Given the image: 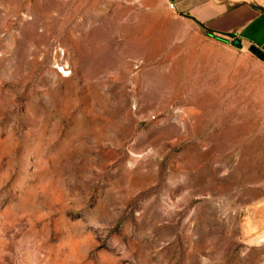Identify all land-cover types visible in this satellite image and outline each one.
<instances>
[{
	"label": "rangeland",
	"instance_id": "1",
	"mask_svg": "<svg viewBox=\"0 0 264 264\" xmlns=\"http://www.w3.org/2000/svg\"><path fill=\"white\" fill-rule=\"evenodd\" d=\"M210 30L0 0V264H264V60Z\"/></svg>",
	"mask_w": 264,
	"mask_h": 264
},
{
	"label": "crops",
	"instance_id": "2",
	"mask_svg": "<svg viewBox=\"0 0 264 264\" xmlns=\"http://www.w3.org/2000/svg\"><path fill=\"white\" fill-rule=\"evenodd\" d=\"M187 18L215 34L240 38L244 48L264 57V0H171ZM233 39V40H234Z\"/></svg>",
	"mask_w": 264,
	"mask_h": 264
},
{
	"label": "water",
	"instance_id": "3",
	"mask_svg": "<svg viewBox=\"0 0 264 264\" xmlns=\"http://www.w3.org/2000/svg\"><path fill=\"white\" fill-rule=\"evenodd\" d=\"M232 44L237 47V48H242L243 45H242V41L240 38H235L233 41H232Z\"/></svg>",
	"mask_w": 264,
	"mask_h": 264
},
{
	"label": "trees",
	"instance_id": "4",
	"mask_svg": "<svg viewBox=\"0 0 264 264\" xmlns=\"http://www.w3.org/2000/svg\"><path fill=\"white\" fill-rule=\"evenodd\" d=\"M199 24L206 30L207 34L213 36V33H214L213 31H211L210 29H208L203 23H200L199 22ZM221 40H224V39H221ZM259 57H261L264 60V57L263 56H259Z\"/></svg>",
	"mask_w": 264,
	"mask_h": 264
}]
</instances>
